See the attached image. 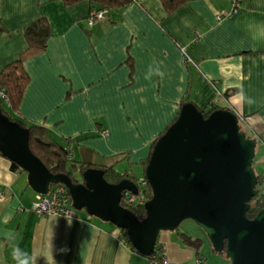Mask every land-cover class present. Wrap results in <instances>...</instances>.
<instances>
[{"label": "crops", "instance_id": "1", "mask_svg": "<svg viewBox=\"0 0 264 264\" xmlns=\"http://www.w3.org/2000/svg\"><path fill=\"white\" fill-rule=\"evenodd\" d=\"M233 9L232 0H188L167 14L161 0H141L91 23L88 2L0 0V73L27 49L26 26L45 19L47 48L24 64L20 116L46 127L75 161L141 181L187 96L201 110L231 109L264 147V0ZM5 159L0 264H151L110 223L83 212L40 217L35 192ZM180 234L159 237L169 264L197 260Z\"/></svg>", "mask_w": 264, "mask_h": 264}, {"label": "water", "instance_id": "2", "mask_svg": "<svg viewBox=\"0 0 264 264\" xmlns=\"http://www.w3.org/2000/svg\"><path fill=\"white\" fill-rule=\"evenodd\" d=\"M29 139V129L4 115L0 104V154L26 172L31 189L47 195L53 185H63L76 211L126 231L140 256L153 257L161 233L192 220L231 264H264V209L255 219L247 215L259 183L253 168L258 139L241 131L235 112L221 109L206 118L194 103L181 108L152 145L145 168L152 197L143 220L121 204L127 192L138 195L130 179L110 184L102 169L89 168L83 183H73L70 176L48 170Z\"/></svg>", "mask_w": 264, "mask_h": 264}, {"label": "trees", "instance_id": "3", "mask_svg": "<svg viewBox=\"0 0 264 264\" xmlns=\"http://www.w3.org/2000/svg\"><path fill=\"white\" fill-rule=\"evenodd\" d=\"M63 1L66 7H70L82 2H88L90 3L92 10L95 9L97 11H107V14L111 10L121 9V8L123 9L124 7L134 2H138V0H63ZM187 1L188 0H161L162 5L165 11L167 12V14H173L180 7L186 4ZM107 14H105V17L107 16ZM49 36H50V27L48 26L46 20L43 18L26 26L25 39L27 43V49L25 50L24 53L21 54L20 58L17 61L6 66L4 70L0 73V93H4V97H5V98L0 97V104L4 115H6L11 121L20 124L22 127L26 129H29L30 131L29 145L32 153L38 159H40L41 162L46 166V168L50 170L53 174L55 175L66 174L71 177L73 183L80 184L83 183L82 174L87 169L98 168L104 171V177L106 181H108L110 184H118L124 179H130L132 182H134L139 189L138 195H133L129 193L128 197L125 196L123 198L121 204L125 208L131 210L139 220H143L146 217L144 205L152 197V190L148 183H146L145 181H140L138 178L132 175L124 176L121 173H119L114 167H97L92 164L75 161L74 159L71 158L70 151H68L67 148H65L60 142H58L46 127L31 124L20 116L19 114L20 106L25 91L30 83V78L24 69V64L27 60H29L30 58L39 54L40 52L44 51L47 48ZM4 101L7 103L8 106L7 108H4V106L2 105ZM188 103H191V99L189 96L185 98V101L183 102L182 106ZM221 109L232 111L231 109L228 108L223 109L215 104H212L207 108L203 109L202 112L204 116L207 118L214 111ZM239 124L241 127V131L247 135L246 131L248 129L244 126V124H242L240 119H239ZM248 138L253 139L252 137H248ZM121 155L127 159L129 157V154H121ZM0 157L2 158L3 156L0 154ZM7 161L10 164V171L12 173L16 175L19 174L27 175L26 172H24L17 164L11 162L10 160ZM148 163H149V159H147L145 162L142 163L144 170L148 165ZM258 180H259V184L261 185V183L264 180V175L258 176ZM60 185L61 184H58L57 186ZM258 192L260 193L259 188H258ZM259 193L258 196L255 197L251 202V207L247 214L249 219H255L256 216L259 214V212H261L264 209V198ZM65 194L66 195L68 194L67 188ZM131 199H133V201H130ZM179 230L180 229H177L176 232H179ZM121 232H122L123 240L130 245L132 251L136 252L128 240L126 231L121 230ZM161 234L159 235V237L161 236ZM180 235L183 244L189 248L194 249L195 256L197 259L196 260L197 264H203L202 262L203 260L201 259V255L199 251L204 242L201 239H197V238L195 239L187 234L182 233ZM164 250L165 249L163 248V246L159 244V238H158V245L156 247L155 255L151 258H146V259L150 260V262H153L154 260L160 261L161 257L159 253L163 252ZM224 253L225 252H223L222 254Z\"/></svg>", "mask_w": 264, "mask_h": 264}, {"label": "built area", "instance_id": "4", "mask_svg": "<svg viewBox=\"0 0 264 264\" xmlns=\"http://www.w3.org/2000/svg\"><path fill=\"white\" fill-rule=\"evenodd\" d=\"M141 1V0H138ZM234 4V9L232 13H235L238 7L240 6V0H232ZM105 14H107V11H97L94 10L91 14L90 22H96L103 20L105 18ZM191 61L190 58H188V62ZM0 97H4V93H0ZM107 135V133H105ZM68 191V190H67ZM66 187L63 185L61 186H53L51 187L49 193L47 195H39L37 194V199L33 205V208L35 212L40 217H64V218H72L75 216L76 210L72 206V201L68 192V196L65 194ZM264 198V181L261 184L260 187V193ZM126 197L129 196V193L127 192ZM130 201H133L131 199ZM161 260L157 261L154 260L151 262V264H169L165 250L163 252H160ZM157 258V257H156Z\"/></svg>", "mask_w": 264, "mask_h": 264}, {"label": "rangeland", "instance_id": "5", "mask_svg": "<svg viewBox=\"0 0 264 264\" xmlns=\"http://www.w3.org/2000/svg\"><path fill=\"white\" fill-rule=\"evenodd\" d=\"M2 105L4 106V108L8 107L5 101L2 103ZM239 119L241 121L243 120L241 117H239ZM249 131L250 130L246 131L247 136L252 137ZM253 168L257 176H262L264 174V147L261 145L259 141L257 142L256 155H255L254 162H253ZM23 176L26 180V185H28V176L25 174H23ZM77 212H83L87 214L86 210L77 211ZM179 229H180L179 232L181 234L182 233L187 234L195 239L196 238L201 239L204 242L199 251L201 255V259L203 260L202 261L203 264H231V261L227 258L226 254L224 255V254L214 252L213 244L210 241L207 233L200 226H198L194 221L186 220L182 222ZM176 234L177 233H173V238L176 241L180 242L179 238L176 239ZM192 251H194V249H192ZM187 264H197V263L194 258L193 260L189 261Z\"/></svg>", "mask_w": 264, "mask_h": 264}, {"label": "clouds", "instance_id": "6", "mask_svg": "<svg viewBox=\"0 0 264 264\" xmlns=\"http://www.w3.org/2000/svg\"><path fill=\"white\" fill-rule=\"evenodd\" d=\"M141 181H145V182H146L145 179H143V180H141ZM263 181H264V180H263ZM146 183H147V182H146ZM262 183H263V182H262ZM262 183H261V184H262ZM53 186H55V185H53ZM260 187H261V185L258 183V186H257V189H256V190H257V196H258V193H259V192H258V188L260 189ZM257 196H256V197H257ZM76 212H77V211H76ZM126 243H127V242H126ZM128 245H129V244H128ZM21 264H26V261L21 262Z\"/></svg>", "mask_w": 264, "mask_h": 264}, {"label": "bare ground", "instance_id": "7", "mask_svg": "<svg viewBox=\"0 0 264 264\" xmlns=\"http://www.w3.org/2000/svg\"><path fill=\"white\" fill-rule=\"evenodd\" d=\"M243 118V117H242ZM244 120V119H243ZM77 213L75 212V215H76ZM157 245H158V243H157ZM157 247V246H156ZM225 254V253H224Z\"/></svg>", "mask_w": 264, "mask_h": 264}]
</instances>
